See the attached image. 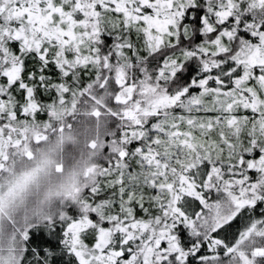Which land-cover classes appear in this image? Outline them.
<instances>
[{"label": "snow or ice", "instance_id": "snow-or-ice-1", "mask_svg": "<svg viewBox=\"0 0 264 264\" xmlns=\"http://www.w3.org/2000/svg\"><path fill=\"white\" fill-rule=\"evenodd\" d=\"M0 264H264V0H0Z\"/></svg>", "mask_w": 264, "mask_h": 264}]
</instances>
